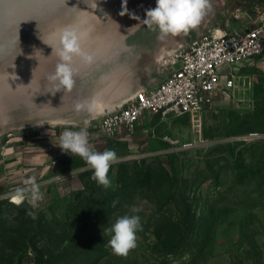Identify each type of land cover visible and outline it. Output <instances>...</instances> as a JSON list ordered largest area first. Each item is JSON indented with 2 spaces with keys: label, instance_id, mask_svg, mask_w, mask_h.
Segmentation results:
<instances>
[{
  "label": "rangeland",
  "instance_id": "1",
  "mask_svg": "<svg viewBox=\"0 0 264 264\" xmlns=\"http://www.w3.org/2000/svg\"><path fill=\"white\" fill-rule=\"evenodd\" d=\"M212 2L200 32L205 23L210 30L223 23L242 29L255 19L256 2L264 14V0ZM155 3L33 0L28 13L12 16L5 9L1 29L10 39L0 52V136L48 125L98 130L102 115L72 124L78 114L71 107L102 84L96 72L78 69L104 51L118 52L111 62L124 60L133 78L143 70L142 80L157 81L158 45L172 35L161 39L158 28L144 23ZM242 10L250 17L235 20ZM65 30L75 33L85 53L71 62V91L49 79L61 62ZM181 34L176 47L192 39ZM257 59L233 64L235 87L204 112L165 119L148 114L123 142L107 141L99 152L111 149L119 158L110 167L109 187L92 180V170L71 154L58 180L40 185L39 208L0 198V264H39L38 257L45 264H264V68ZM96 69L102 75L103 67ZM124 215H138L141 227L137 246L117 256L106 229Z\"/></svg>",
  "mask_w": 264,
  "mask_h": 264
},
{
  "label": "built area",
  "instance_id": "2",
  "mask_svg": "<svg viewBox=\"0 0 264 264\" xmlns=\"http://www.w3.org/2000/svg\"><path fill=\"white\" fill-rule=\"evenodd\" d=\"M253 10L251 27L221 34L206 30L189 45L163 55L160 65L166 76L153 89L136 91L123 106L102 114L96 124L101 135L112 139L122 131L127 138L146 114L165 119L202 113L227 97L235 87L231 66L264 55V14L259 4Z\"/></svg>",
  "mask_w": 264,
  "mask_h": 264
},
{
  "label": "crops",
  "instance_id": "3",
  "mask_svg": "<svg viewBox=\"0 0 264 264\" xmlns=\"http://www.w3.org/2000/svg\"><path fill=\"white\" fill-rule=\"evenodd\" d=\"M249 13L248 10H242L233 17L235 20L240 18L245 19V16L248 18L250 17ZM254 21L255 19L249 20L247 22L248 24L243 26V28L251 27ZM208 25L210 24H207V31L211 34H221L228 30H235L234 26L231 27L224 23L217 26L214 30H210ZM188 32L192 34V39L187 43H184L183 39L180 41L182 45L180 44L176 47L174 46L176 42L174 38L176 37L169 36V39L161 41L162 43L158 45L157 55L160 56L158 59L160 73L155 82H145L142 80L144 77L143 70L140 72V78H137L138 76L133 78L132 75L129 74L128 65L124 60L123 64H121V61L117 62L116 60L112 62L111 60L105 61L100 65L103 67L101 71L102 75H100V71L97 72L95 68L93 71L96 72L94 76L98 78L97 83L102 84L95 89L92 95L88 94L87 97H85L83 94H80L76 99H73L71 107L73 113H75L77 103L83 104L84 107L82 111H76L78 118L73 120L72 124L82 123L85 125L89 123L94 116L102 115L107 111L123 106L136 91L153 89L167 74V70L160 65L161 57L178 47L189 45L198 39L201 34L198 27L190 29ZM183 35L184 34H181L182 37ZM171 40L173 42H171ZM161 44L166 45L161 47ZM120 59L122 60L123 58ZM257 63L264 68V55L257 59ZM100 76H102L103 80H100ZM129 82L132 83L130 87L128 86ZM93 102H95V110L89 112L88 106ZM146 115L139 120L138 124L141 125V123L145 121ZM150 128L148 124L144 130L146 131ZM81 129H86L89 133V144L95 151L105 149L108 143L107 141L123 142V140H126V138L123 137L122 131L117 137L107 139L101 135L99 130H94L91 126H83ZM64 130L65 129L62 127L48 125L34 127V130H24L18 134L7 133L5 136H0V198L11 196L17 187H23L24 182L30 178H35L39 185L58 180L59 173L62 172L64 167V160L71 156L70 153L62 151L58 146L60 134Z\"/></svg>",
  "mask_w": 264,
  "mask_h": 264
},
{
  "label": "clouds",
  "instance_id": "4",
  "mask_svg": "<svg viewBox=\"0 0 264 264\" xmlns=\"http://www.w3.org/2000/svg\"><path fill=\"white\" fill-rule=\"evenodd\" d=\"M211 11L210 0H156L155 7L146 10L144 23L148 27L158 28L160 38L167 35L176 36L187 33L196 28ZM132 18H136L133 16ZM60 63L56 66L55 74L50 76L52 81H59V85L71 91L74 85L73 70L71 62L74 56H85L81 51L75 33L65 30L61 37V47L57 50ZM90 59V57H86ZM84 107L77 103L76 110ZM95 110V102L88 106V111ZM89 133L86 129L64 130L59 137L58 146L62 151L79 156L85 163L87 169L92 170L91 179L105 188L110 186L108 173L112 164L118 163L119 158L114 150L106 149L102 152L95 151L89 144ZM43 200V193L35 178L24 182L23 187H17L10 197V202L20 206L27 201L32 209L39 208V201ZM132 213L139 212L138 208L132 207ZM27 215L33 219L37 218L34 211H28ZM140 217L138 215H124L118 217L110 229L112 233L109 246L113 254L126 256L137 246V231L140 229Z\"/></svg>",
  "mask_w": 264,
  "mask_h": 264
},
{
  "label": "water",
  "instance_id": "5",
  "mask_svg": "<svg viewBox=\"0 0 264 264\" xmlns=\"http://www.w3.org/2000/svg\"><path fill=\"white\" fill-rule=\"evenodd\" d=\"M32 1L33 0H0V52L5 50L3 48L6 45H8V40L10 39V37H8V33L10 31L1 29V25L4 19L8 18L7 15H4V13H6L5 9L8 10L9 14H11L12 16H18L21 13H28L34 10ZM213 3L214 2L210 3L211 6H213ZM54 7H58V6L55 4ZM71 12H74V11H71ZM205 18H207V14L205 15L204 19ZM204 26L205 28H207V23H205ZM197 27L198 29H200L201 28L200 24ZM203 32L204 31L201 30L200 36L202 35ZM117 53L118 52H116L115 54L112 52L106 53V51L102 52V54L100 53L99 55L95 56L94 58L88 60L86 63L81 65L80 69H78L79 71L78 73H81L82 71L84 72L87 70L90 71L89 69L93 71L91 67L97 68V66L102 65L105 61L114 59ZM75 75L73 74V78L75 77Z\"/></svg>",
  "mask_w": 264,
  "mask_h": 264
},
{
  "label": "trees",
  "instance_id": "6",
  "mask_svg": "<svg viewBox=\"0 0 264 264\" xmlns=\"http://www.w3.org/2000/svg\"><path fill=\"white\" fill-rule=\"evenodd\" d=\"M256 4H259V3L256 2V3L253 4V6L256 5ZM25 237H26V235H25ZM24 242H25V240H24ZM38 261H39V264H41V263H44L45 264V262L41 261V258L40 257H38ZM46 264H51L49 259L46 261Z\"/></svg>",
  "mask_w": 264,
  "mask_h": 264
},
{
  "label": "bare ground",
  "instance_id": "7",
  "mask_svg": "<svg viewBox=\"0 0 264 264\" xmlns=\"http://www.w3.org/2000/svg\"><path fill=\"white\" fill-rule=\"evenodd\" d=\"M211 2H212V0H210V3H211ZM220 4H223V2H221ZM205 21H206V19L204 20V22H205ZM204 22H203V23H204Z\"/></svg>",
  "mask_w": 264,
  "mask_h": 264
}]
</instances>
